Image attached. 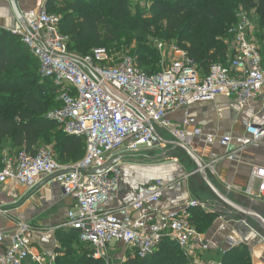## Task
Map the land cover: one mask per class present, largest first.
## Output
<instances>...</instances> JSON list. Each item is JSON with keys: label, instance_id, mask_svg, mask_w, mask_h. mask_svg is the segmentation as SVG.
Here are the masks:
<instances>
[{"label": "built area", "instance_id": "2783aa9c", "mask_svg": "<svg viewBox=\"0 0 264 264\" xmlns=\"http://www.w3.org/2000/svg\"><path fill=\"white\" fill-rule=\"evenodd\" d=\"M23 19L24 25L11 34L38 59L40 75L61 87L62 107L51 111L48 118L57 121L66 135L84 138L87 150L83 160L74 165L60 164L49 147L36 154L22 151L13 160L4 159L0 189L7 182L34 187L72 170L56 178L64 193L75 200L62 227L78 231L95 260L111 264L114 243L122 244L133 257L144 259L167 239L180 248L189 264H196L197 252L209 247L200 240L189 214L186 210L164 212L159 206L167 189L182 187L181 182L156 180L141 186L129 204L112 209L119 198L121 168L114 165L97 175L86 171L105 167L120 153L138 154L161 145L156 127L186 145L194 136L203 135L201 129L188 130L190 99L202 103L227 97L242 108L255 106L264 92V56L262 46L253 38L254 24L243 17L229 28L230 59L226 65L213 64L209 73H204L186 51L172 48L177 57L170 65L157 74H148L129 53L111 55L107 49L98 48L90 56L71 55L70 37L60 31L61 18L44 7L26 13ZM158 49L165 53L166 44L158 43ZM179 111L185 115L183 128L169 120L171 113ZM216 138L208 135L206 139L214 143ZM263 138L264 127L247 124L237 142L245 149ZM219 140L224 146L233 141L223 136ZM253 176L264 191V169H254ZM192 208L205 209L197 201L187 205V210ZM145 209L147 214L135 218L134 214ZM0 213H5L1 207ZM34 233L26 223H17L11 233L0 232V264H57L54 258L34 252Z\"/></svg>", "mask_w": 264, "mask_h": 264}, {"label": "trees", "instance_id": "16d2710c", "mask_svg": "<svg viewBox=\"0 0 264 264\" xmlns=\"http://www.w3.org/2000/svg\"><path fill=\"white\" fill-rule=\"evenodd\" d=\"M135 2L138 1L76 0L64 3L57 13L62 16L61 33L70 37L69 51L82 57L92 55L98 48L107 49L111 55L129 53L139 68L148 74H157L159 71L147 69L150 59H154L152 56L140 60L137 57L144 46L141 41L136 49L129 51L128 33L129 29L137 32L155 28L158 32L164 30L166 38L189 33L186 39L189 45L183 50L204 73H209L213 64H227L230 53L220 36L225 32L226 40L229 39L234 8H228L226 0H149L147 13L151 18L146 20L143 18L146 13ZM51 5H55V0L48 1V7ZM259 16V27L264 31V0H260ZM135 36L141 39L139 34ZM214 45L217 47L212 51ZM156 52L159 56L160 51ZM60 91L61 87L52 79L40 75L38 59L18 36L0 32V146L8 145L18 155L22 151L36 154L49 145L60 164L79 162L85 155L83 138L66 135L57 121L48 118L51 111L62 107ZM189 212L194 225L200 222L209 226L217 217L200 208H192ZM69 236L70 247L63 257H58V264H104L93 258L92 249L80 241L78 231L73 230ZM74 244L77 249L73 248ZM223 255L221 264H252L251 252L246 245L234 247ZM124 264H188V261L180 248L166 239L152 256L131 258Z\"/></svg>", "mask_w": 264, "mask_h": 264}, {"label": "crops", "instance_id": "0c3cea01", "mask_svg": "<svg viewBox=\"0 0 264 264\" xmlns=\"http://www.w3.org/2000/svg\"><path fill=\"white\" fill-rule=\"evenodd\" d=\"M15 1L21 16L44 7L50 14L57 15L62 20V16L57 11L64 7V3L76 0H55V5L49 7V0ZM21 25L23 24L15 15L11 0H0V32L11 33V30ZM70 53L80 56L75 52ZM262 53L264 55V50ZM188 111L190 120L188 130L203 131V135L194 136L188 146L201 159L215 181L238 196L264 205V191H260V182L253 178L254 169H264V138L256 146L245 149L240 148L237 142V138L245 134L247 124L264 127V92L255 106L242 108L227 97H218L214 101L202 103H195L190 99ZM184 119L183 111L169 115V120L181 128ZM155 130L161 139V145L154 149L160 148L162 152L152 159L159 157V161L138 162L136 159L133 161L132 159L138 157L140 153H120L114 157L113 160L121 159L117 166L122 170V177L119 182V198L113 203L112 209L129 204L135 199L141 186L150 185L161 179L172 183L181 182L182 187H169L159 205L160 209L164 212L186 210L190 215L187 205L193 200L189 190L188 172L183 164L192 160L182 149L170 145V142L179 140L169 131L159 127ZM208 135L217 137L216 141L208 143L206 139ZM222 136L231 137L233 141L224 146L219 140ZM81 140L85 143L86 154V140L84 138ZM49 147L52 149L51 146ZM231 155L233 159L229 158ZM16 156L8 145L0 146L1 162L4 159L13 160ZM47 179L40 181L34 187L7 182L0 189V207L5 212L0 213V232L15 231L17 223L30 225L35 232L34 252L47 258H54L58 264V257H63L70 247L69 234L73 229L64 228L62 225L67 219L68 212L75 206V200L64 193L56 180L45 183ZM248 190L251 194H247ZM204 207L205 209H200L217 217L209 226L200 222L193 224L197 230L200 227L201 230H198L201 235L200 240L209 247L206 251L197 252L196 264L210 262L221 264L224 256L222 252L239 245H246L249 248L252 264H264V238L261 235L243 220L226 221L218 212L206 205ZM147 211L148 209H145L134 214L135 218L147 214ZM118 247L123 248L121 254L123 264L135 258L118 243L113 245V255ZM73 248L78 247L74 244Z\"/></svg>", "mask_w": 264, "mask_h": 264}, {"label": "water", "instance_id": "95a60500", "mask_svg": "<svg viewBox=\"0 0 264 264\" xmlns=\"http://www.w3.org/2000/svg\"><path fill=\"white\" fill-rule=\"evenodd\" d=\"M14 13L19 21L24 25L23 16L19 15L16 8V1L11 0ZM156 133V131H155ZM157 134V133H156ZM175 148L182 149L192 160L183 166L186 168L189 176V190L193 201L203 203L214 211L218 212L226 221L243 220L253 230L264 238V205L258 202L238 196L220 186L206 169L201 159L186 144L180 141L170 142ZM120 158L110 161L101 169L86 171L88 174L97 175L108 171L114 165L120 162ZM67 170L53 175L46 182L56 180L58 176L71 173Z\"/></svg>", "mask_w": 264, "mask_h": 264}, {"label": "rangeland", "instance_id": "374dc122", "mask_svg": "<svg viewBox=\"0 0 264 264\" xmlns=\"http://www.w3.org/2000/svg\"><path fill=\"white\" fill-rule=\"evenodd\" d=\"M137 1L138 2H135V3L138 4L139 9H141L143 13H146L144 14L143 18L145 20L150 19L151 15L147 13L149 10V0H137ZM226 6L228 8H232V9L234 8V13H233L234 23L233 24L238 23L243 17L249 19L254 24L255 30L253 33V38L264 49V31L259 27L260 0H226ZM128 33H129L130 40H131L129 51L136 49L138 47V44H137L138 41H141V43L144 46H142L141 51L139 52V55L137 57L140 60L142 57L152 56V58L154 59L153 60L150 59V64L147 69H149V71H154V72L156 71L160 72V71L165 70L167 66L170 65L172 60L177 57L176 53L174 52V49H173V52L171 53L172 48H175V50L177 49L178 51L183 52L185 51L183 50V47L189 45V42L186 40L189 37V33L187 32L181 33L179 36L175 38H166V33L164 32V30L158 32V30L155 28L151 29L150 31L146 29L139 30V31L137 30V32H135L133 29H129ZM205 33L207 32L204 28V34ZM135 34H139L141 36L140 37L141 39H138L135 36ZM220 41L223 43H225L226 41V43H228V38L226 40L225 32L224 34L220 36ZM158 43H165L167 47V51L163 54L160 52L159 56H157L158 54L156 52L157 50L159 51ZM216 47L217 46L214 45L212 47V51ZM154 65L156 67H154ZM45 147H49V145ZM161 152L162 150L160 148H156L154 150H149V151L143 150L142 152H140L138 157L133 158L132 160L134 161L136 159L138 160V162L152 160L153 162H157L160 159L159 157L157 159H152V158L159 155ZM122 251H123V248L118 247L116 248V252L114 255L111 252V259H110L111 264H123V260L121 257Z\"/></svg>", "mask_w": 264, "mask_h": 264}]
</instances>
